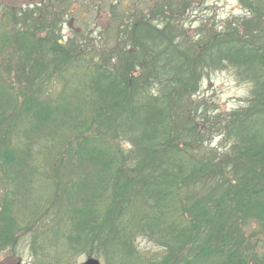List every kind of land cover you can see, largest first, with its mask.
I'll use <instances>...</instances> for the list:
<instances>
[{
    "label": "trees",
    "instance_id": "16d2710c",
    "mask_svg": "<svg viewBox=\"0 0 264 264\" xmlns=\"http://www.w3.org/2000/svg\"><path fill=\"white\" fill-rule=\"evenodd\" d=\"M68 1L0 15V254L46 244L45 207L64 208L69 253L99 250L83 254L102 264H264L245 238L249 223L264 232V0H236L246 17L188 49L153 25L184 9L173 0L127 23L111 5L99 49L89 32L62 34ZM224 68L249 91L222 116L193 99L204 71ZM32 182L55 186L49 203ZM138 238L164 255L144 260Z\"/></svg>",
    "mask_w": 264,
    "mask_h": 264
},
{
    "label": "rangeland",
    "instance_id": "374dc122",
    "mask_svg": "<svg viewBox=\"0 0 264 264\" xmlns=\"http://www.w3.org/2000/svg\"><path fill=\"white\" fill-rule=\"evenodd\" d=\"M45 1L43 0L41 3V0L33 2L27 0H0V15L7 16L6 10H26L27 8L33 10L35 7L41 8V5ZM165 1L167 2L168 0H75L72 4L68 1V3H65L68 15L66 16L62 34L68 38L72 36L75 29L77 31H84L85 33H92V35L89 33L86 34L85 39H88V36L90 37L89 39H98L94 43H91V45L97 44L95 48L99 49L101 43L106 42L105 38H110V42L111 38H113L112 33L106 36V31L115 29L114 24H116L114 23V14H112L114 10L111 9V5H117V11H120L121 7L127 11V14L122 15V17L118 14L119 18L122 21L126 20L127 23L129 22V18L134 20L146 19L149 11L156 9L157 3L162 4ZM166 2L162 5L163 7ZM173 2H175V7L182 4L184 9L179 11L175 8L169 15L164 13L167 16L162 19L155 15L153 17V25H159L160 28L166 23L171 25L172 29L179 31L181 34L180 42L184 45L188 44L187 49L190 48L189 46L196 48L199 42L206 41L212 35L224 34L225 30L223 28L226 27L227 22L232 20L240 21L246 17L245 10L241 8L236 0H173ZM56 86L57 90H59L60 85L57 84ZM248 91L249 85L239 82L235 78L232 68H224L216 71L206 70L199 82V91L193 100L202 109L208 112L218 111L217 115L221 114L223 116L242 108L248 97ZM180 106H186V104L181 103ZM220 141V139L213 140L212 147L220 148ZM32 184H34L33 189H35L34 195L45 198L47 203H49L51 200L50 194L55 186H40L44 188L40 192L36 188L39 185L36 182H32ZM45 189L49 191L47 194ZM0 192H2L1 189ZM44 209L40 212L38 211L35 218L37 216L41 217L43 213L45 215V218L40 221V224L43 226L41 229L49 230V234L45 235L43 239L39 235V238L45 241L46 244L42 243L45 248L47 247V251H40L42 249L39 246L42 245L40 241L37 243V247L32 250L30 236L23 237L18 241L13 250L10 249L0 254V264H35L40 256L42 259L51 261L53 257L56 259V256H58L59 258H64L67 264H82L88 257L83 253L94 251H85L81 248H76L73 253H69V249L72 247L66 241L69 229L67 227V215L65 214L63 218V213L61 214L64 208L57 214H53L57 210H53L52 213L48 210L45 212ZM19 212L22 219L27 215L24 213L22 205L19 207ZM27 217L24 219H27ZM24 219L21 223L26 221ZM245 238L251 245L258 248L257 254L260 256L264 254V232H262L256 223H249L245 227ZM136 247L144 260L155 257L160 258V256L164 255L161 248H158L146 238H138ZM95 253L101 252L98 250ZM90 258H95L101 263L104 262L103 256H93Z\"/></svg>",
    "mask_w": 264,
    "mask_h": 264
},
{
    "label": "water",
    "instance_id": "95a60500",
    "mask_svg": "<svg viewBox=\"0 0 264 264\" xmlns=\"http://www.w3.org/2000/svg\"><path fill=\"white\" fill-rule=\"evenodd\" d=\"M27 1L33 2V1H36V0H27ZM83 264H100V262L98 260H96V259L89 258Z\"/></svg>",
    "mask_w": 264,
    "mask_h": 264
}]
</instances>
